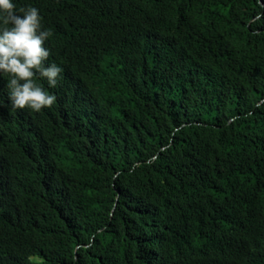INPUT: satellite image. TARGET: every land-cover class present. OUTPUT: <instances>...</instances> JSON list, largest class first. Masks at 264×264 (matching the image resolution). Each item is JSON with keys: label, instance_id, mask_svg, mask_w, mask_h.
Listing matches in <instances>:
<instances>
[{"label": "trees", "instance_id": "obj_1", "mask_svg": "<svg viewBox=\"0 0 264 264\" xmlns=\"http://www.w3.org/2000/svg\"><path fill=\"white\" fill-rule=\"evenodd\" d=\"M16 4L63 72L0 76V264H264V0Z\"/></svg>", "mask_w": 264, "mask_h": 264}, {"label": "clouds", "instance_id": "obj_2", "mask_svg": "<svg viewBox=\"0 0 264 264\" xmlns=\"http://www.w3.org/2000/svg\"><path fill=\"white\" fill-rule=\"evenodd\" d=\"M51 35L37 7L0 0V76L8 77L7 95L13 108L39 112L56 102L48 89L57 87L63 68L48 60L51 50L45 42Z\"/></svg>", "mask_w": 264, "mask_h": 264}]
</instances>
